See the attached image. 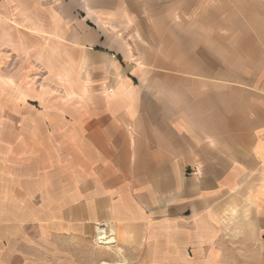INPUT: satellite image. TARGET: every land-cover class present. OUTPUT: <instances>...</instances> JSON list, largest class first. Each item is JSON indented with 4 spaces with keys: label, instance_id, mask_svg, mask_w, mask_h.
<instances>
[{
    "label": "crops",
    "instance_id": "crops-1",
    "mask_svg": "<svg viewBox=\"0 0 264 264\" xmlns=\"http://www.w3.org/2000/svg\"><path fill=\"white\" fill-rule=\"evenodd\" d=\"M165 8L0 0V66L7 49L40 74L37 95L61 86L24 119L46 129L19 132V162L0 166V264H61V240L98 226L127 264L257 249L233 240L264 230V10Z\"/></svg>",
    "mask_w": 264,
    "mask_h": 264
},
{
    "label": "rangeland",
    "instance_id": "rangeland-1",
    "mask_svg": "<svg viewBox=\"0 0 264 264\" xmlns=\"http://www.w3.org/2000/svg\"><path fill=\"white\" fill-rule=\"evenodd\" d=\"M147 6L148 10H161L162 6L166 7L162 10H173L174 7L176 10H208L209 17L219 19L224 18L225 15L230 19L235 18L234 12L239 10L244 19L245 14L251 13L250 10H264V0H147ZM79 14L83 13L78 12L76 15L79 17ZM67 45L73 48V45ZM137 61L129 60V66L133 68ZM0 67V166H16L19 160L16 161L14 148L18 133L30 126L46 129L41 122L30 123L24 119L31 117L39 120L38 114L44 109L42 98L51 101L60 99L61 86L49 83V88L46 86L43 95H37L41 93L40 74L32 75L27 59L24 56L11 54L7 49L2 51ZM32 96L36 99H31ZM235 238L236 240L233 241L239 244L246 241L250 244L257 243V249L251 247L248 250H240L242 257L239 264H264V230H261L257 236L237 234ZM110 245H113V242L98 243L96 232L92 237L80 241L66 238L61 240V264H100L104 260L110 261L115 253L119 257L117 261L127 264L123 252L118 250L114 253L115 248H110ZM237 248L240 249L239 246Z\"/></svg>",
    "mask_w": 264,
    "mask_h": 264
},
{
    "label": "bare ground",
    "instance_id": "bare-ground-1",
    "mask_svg": "<svg viewBox=\"0 0 264 264\" xmlns=\"http://www.w3.org/2000/svg\"><path fill=\"white\" fill-rule=\"evenodd\" d=\"M101 226H102V224H101ZM104 228H103V226L97 227L96 240L99 243L101 242L104 244H110V243L114 242V236L112 234H108ZM100 264H118V263H110V262H106V261H101Z\"/></svg>",
    "mask_w": 264,
    "mask_h": 264
},
{
    "label": "built area",
    "instance_id": "built-area-1",
    "mask_svg": "<svg viewBox=\"0 0 264 264\" xmlns=\"http://www.w3.org/2000/svg\"><path fill=\"white\" fill-rule=\"evenodd\" d=\"M99 243V242H98ZM101 243V242H100Z\"/></svg>",
    "mask_w": 264,
    "mask_h": 264
}]
</instances>
